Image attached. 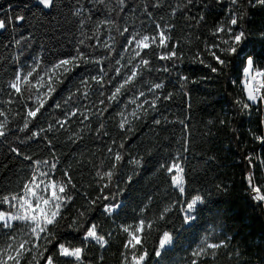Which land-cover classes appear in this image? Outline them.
<instances>
[{
	"label": "trees",
	"instance_id": "trees-1",
	"mask_svg": "<svg viewBox=\"0 0 264 264\" xmlns=\"http://www.w3.org/2000/svg\"><path fill=\"white\" fill-rule=\"evenodd\" d=\"M233 14L240 18L234 31L246 33L245 53L253 59L254 68L264 69V5L257 0H54L51 8L37 0H0V19L6 21V27L0 29V110L7 114L6 135L0 137V197L18 192L30 178L31 162L25 157L57 162L53 179L67 183V171L74 185L66 189L72 200L63 208L62 218L49 226L46 238L42 234L39 241L33 240L38 248L26 254L21 264H46L50 255L54 264H76L73 258L59 255L60 244L83 247V264H122L128 236L121 226H135L139 219L146 225L152 223L143 236L148 264H191L193 259L198 264H264V202L251 198L248 179L251 175L252 184L264 191V143L256 139L264 136V101L247 100L242 73L247 57L213 49L225 60L220 65L206 48L216 44L231 47V42L222 43L228 39L227 33H213ZM16 16L24 19L17 21ZM106 19L113 24H101L97 32L98 22ZM156 24L168 26L167 48L144 50L117 76L115 69L134 55L131 48L124 51L129 34L152 36ZM125 27L129 32L120 35ZM105 42L113 46L111 54ZM173 46L175 58H157ZM80 51L101 59V64H69L68 72L60 68L50 73L56 91L25 129L24 104L35 107L34 99L28 100L25 93L6 103L10 95L7 85L16 70L27 71L39 60L43 73ZM141 58L148 59L149 66L139 70L116 100H108ZM213 67L218 70L211 71ZM101 69L102 85L91 80L101 75ZM83 80L88 81L87 87ZM155 83L163 87L149 92ZM141 91L145 95L137 99ZM169 94L170 99H163ZM157 96L161 98L154 110L151 101ZM244 103L250 107L243 109ZM73 108L88 119L77 115L60 128L56 121ZM134 110L135 117L131 115ZM121 112L128 118L125 129L119 127ZM4 119L0 117V121ZM49 125H53L51 130ZM109 147L123 156L110 182L96 175L111 168ZM177 155L183 168V195L173 187L167 172ZM249 156L251 164L246 159ZM104 184L108 187L103 188ZM195 195L202 196L203 202L193 209L194 219L185 223L184 207ZM93 200L95 204L90 203ZM113 204L121 206L107 213L105 205ZM165 208L169 211L161 219ZM0 210L11 211L5 204H0ZM92 224L108 241L105 247L84 241ZM14 229L16 236L28 239L21 225ZM165 231L172 234L173 241L156 258L154 251ZM7 234L11 230L0 229V248H6ZM206 239L224 244L194 257L195 247H205Z\"/></svg>",
	"mask_w": 264,
	"mask_h": 264
},
{
	"label": "snow or ice",
	"instance_id": "snow-or-ice-1",
	"mask_svg": "<svg viewBox=\"0 0 264 264\" xmlns=\"http://www.w3.org/2000/svg\"><path fill=\"white\" fill-rule=\"evenodd\" d=\"M120 3H123V0H119ZM236 0H233L235 3ZM37 3L44 8H51L54 5V0H37ZM257 3L264 5V0H257ZM76 15H80L79 12ZM151 16V13H148ZM15 19L17 21H22L24 19L23 16H16ZM201 19H203L201 17ZM239 16L233 14L227 24L219 25L213 35L220 36L222 33L228 34V39L223 40L222 43L224 45H228L231 42V47L221 48L220 44L216 45H208L206 46L212 58L217 61L218 64L224 65L225 60H223L219 55H217V51L213 49H219L220 51L228 52L229 54L240 56L241 58L247 57L245 61V66L242 68L243 76L245 77L244 87L247 92V100L251 103H257L259 101H264V95L261 94V89H264V69L256 67L254 68V61L250 56H247V53L244 51V47L242 43L247 39L246 33L243 29L236 32L234 31L233 26H239ZM112 25L113 21L111 20H103L99 21L97 25V32L99 31V25ZM6 27V21L0 19V29H4ZM155 28L157 29L156 34L149 36L148 34L141 33H130L127 37L126 44L124 45V51H128L129 48L132 49L134 55L132 58L128 59L125 65H121L120 60H116L117 65H121V67H117L115 72L117 76L121 74L122 67H127V65H132L133 60L141 57V53L150 49L153 46L167 48V41L170 39L166 35V29L168 26H164L156 24ZM129 29L125 27L120 35H124V33H128ZM158 41V44H157ZM83 44V40L80 41ZM104 47L109 49V54L113 51V46L104 43ZM177 56V50L175 46L172 47L170 52L162 53L157 58L160 60H171ZM121 58L123 56L121 54ZM101 59L92 58L87 55L85 52L80 51L77 55L72 56L70 59H61L55 65L52 66L51 69L45 70L43 73L39 71L40 62L37 60L33 65L28 67V70L20 68L17 69L13 79L7 85L9 90V100L6 103H12L14 97L23 98L25 93H27V99L33 100L35 102V107H29L27 103L24 104L25 108V119L23 127L26 129L29 126V122L31 119L37 117L38 113L41 112V109L44 108L48 99H51V94L56 91V89L52 86L54 83L53 76L50 73H54L56 69L63 68L64 72H68L69 69L66 67L69 64L74 65L75 67H79L80 63H96L101 64ZM203 63V60L200 61ZM150 64L148 59H139L138 62L131 67L130 74H126L124 76L123 81L115 87V90L108 97V100H116L118 96L121 94L122 89H125L126 85L132 83L139 75V70L141 68H147ZM218 69L213 67L211 71L216 72ZM167 71V69H165ZM92 81H95L98 84H103L104 81V73L103 69H101V75L92 76ZM46 81V83H45ZM110 82V81H109ZM82 84L87 87L88 81L83 80ZM163 87L162 83H155L149 87V92H153L155 90H159ZM79 91V89H78ZM87 95V92L84 93ZM145 93L143 91L138 93L137 99L139 97H143ZM161 97L157 96L155 99L151 101V106L155 110L156 102ZM171 94L163 97V99H170ZM131 103H136V100L130 101ZM101 104L104 103L103 100L100 101ZM144 103H148L147 100ZM239 103V101L237 102ZM56 107H61V105L57 104ZM142 107V105L137 104V108ZM243 109H248L250 107L249 103H244L242 105ZM77 115H81L83 120H87L88 116L82 112L78 108L71 109L68 113L65 114V118L63 120L56 121V124L60 126V128H64L69 120ZM121 116V120L119 123L120 129H125L126 124H128L127 116L121 112L119 114ZM132 116H136L135 110L131 114ZM0 117H4V121H0V137L6 135V123H7V114L5 111L0 110ZM155 123L159 124L160 121L156 120ZM53 125H49V130H51ZM102 127V125H101ZM39 133H33V136H37ZM256 139L261 143H264V136H257ZM50 143V142H49ZM115 143V142H113ZM119 147H123L121 144ZM16 151V149H13ZM108 152L111 155L112 165L111 168L105 172L97 171L96 175L100 177V179H107L109 182L113 176V170L116 168V165L123 159V156L119 151L113 150V148L109 147ZM25 159L31 162V175L28 180L23 183L22 188L15 193H10L8 195H3L0 197V204H5L8 206L11 211H3L0 210V229L11 230V234H7V239L9 243L6 248H0V264H21V259L28 253L33 252L38 248V245L33 242L39 241L42 238V234H45V238L48 235L49 226H54L57 223L58 218H62V210L63 208L72 200V197L68 195L66 189L71 185V177L68 176L67 171L64 172V176L67 180V183L58 182L53 179L55 176V170L57 168V162L48 161V160H32L31 157H25ZM251 164L252 157L249 156L246 158ZM133 163H139L138 160L132 161ZM264 163V161H262ZM162 167H164L162 165ZM167 172L171 174V184L174 188H176L181 195L185 193L184 180L181 176L183 172V168L179 162V155L175 158L168 166ZM249 183L252 185V192L254 193V198L264 202V191H262L261 187L252 184L251 175H249ZM131 180V177H129ZM108 184H104L103 188H107ZM101 189V191L103 190ZM103 199H108L107 196L103 197ZM203 202V197L200 195H195L192 199L186 203L184 209V222L189 223L194 218L191 215V210H193L198 203ZM90 203L95 204L96 201L93 200ZM121 205L113 204V205H105V211L107 213H113ZM143 212L144 209H141ZM169 209L165 208L164 212L161 213V219H163L164 213H167ZM81 216L84 213H80ZM19 224L22 226V231L25 235L31 237L32 239H21L17 242V236L15 233L14 225ZM151 229L152 223L149 221L146 225L144 219H139L138 223L128 226H121V230L127 233L128 239L124 243L125 255L123 256L122 264H148L149 260V252L146 248H144V240L143 236L145 234V228ZM84 241H94L101 248L105 247L108 241L105 239L103 235L98 234L97 226L92 224L88 227L87 231L84 234ZM173 237L172 234L168 231L162 233L159 237L158 247L154 251V255L156 258H160L165 250H167L168 246L172 244ZM31 244V247H29ZM224 242L220 243H211L207 244L205 247L198 249L193 252L194 257H199L205 254L207 249H217L223 246ZM142 249V250H140ZM14 253V255L12 254ZM42 256L43 253H40ZM59 255L62 257H71L74 259L76 264H83L84 258V248L83 247H67L64 244L59 245ZM33 260H36V257L33 256ZM38 264V261L36 262ZM46 264H54V259L50 255L46 258ZM191 264H198L197 259H193Z\"/></svg>",
	"mask_w": 264,
	"mask_h": 264
},
{
	"label": "rangeland",
	"instance_id": "rangeland-1",
	"mask_svg": "<svg viewBox=\"0 0 264 264\" xmlns=\"http://www.w3.org/2000/svg\"><path fill=\"white\" fill-rule=\"evenodd\" d=\"M246 94H247V92H246ZM179 162H180V165L182 167V164H181V161L180 160H179ZM181 176H182V173H181ZM184 209H185V207H184ZM191 215L193 216V210H191ZM21 239H26V238H21V235L20 236H17V242H19ZM28 239H32V238L31 237H28ZM206 242H207L206 244L217 243V242H215V241H213L211 239H206ZM197 250H198V247H195V251H197ZM12 254L14 255V253H12Z\"/></svg>",
	"mask_w": 264,
	"mask_h": 264
},
{
	"label": "built area",
	"instance_id": "built-area-1",
	"mask_svg": "<svg viewBox=\"0 0 264 264\" xmlns=\"http://www.w3.org/2000/svg\"><path fill=\"white\" fill-rule=\"evenodd\" d=\"M262 92H263V89H261V94L263 95ZM258 102H259V100H258ZM258 102L255 103V104H258ZM250 195H251V198H252L253 200H255V201H259V200H257V199L254 198V193L252 192V190L250 191Z\"/></svg>",
	"mask_w": 264,
	"mask_h": 264
}]
</instances>
